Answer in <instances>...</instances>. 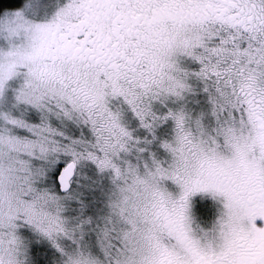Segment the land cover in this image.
Here are the masks:
<instances>
[{"label": "snow or ice", "instance_id": "obj_1", "mask_svg": "<svg viewBox=\"0 0 264 264\" xmlns=\"http://www.w3.org/2000/svg\"><path fill=\"white\" fill-rule=\"evenodd\" d=\"M0 264H264V0H0Z\"/></svg>", "mask_w": 264, "mask_h": 264}]
</instances>
